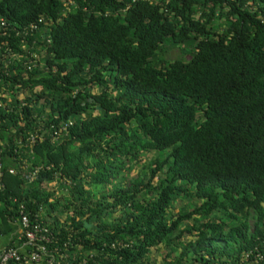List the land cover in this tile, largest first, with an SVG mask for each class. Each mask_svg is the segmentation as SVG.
<instances>
[{"label": "trees", "instance_id": "obj_1", "mask_svg": "<svg viewBox=\"0 0 264 264\" xmlns=\"http://www.w3.org/2000/svg\"><path fill=\"white\" fill-rule=\"evenodd\" d=\"M0 21V251L24 206L61 264H264V0H0Z\"/></svg>", "mask_w": 264, "mask_h": 264}, {"label": "built area", "instance_id": "obj_2", "mask_svg": "<svg viewBox=\"0 0 264 264\" xmlns=\"http://www.w3.org/2000/svg\"><path fill=\"white\" fill-rule=\"evenodd\" d=\"M0 26L4 27L5 23L0 21ZM34 27H32V30ZM28 142L33 145L35 138L32 137ZM40 168H35L29 173L27 179L29 182H33L38 177L40 173ZM9 174L16 175L14 170H9ZM3 166L0 159V180L3 178ZM21 236L20 239H24V243L20 248L4 249L0 251V264H61L53 255L49 254L46 247V243H50V239L41 235L46 230H43L39 226L33 229L30 226V221L28 216L24 213V206L21 207ZM28 249V250H25ZM259 260L256 259L255 264H258Z\"/></svg>", "mask_w": 264, "mask_h": 264}, {"label": "rangeland", "instance_id": "obj_3", "mask_svg": "<svg viewBox=\"0 0 264 264\" xmlns=\"http://www.w3.org/2000/svg\"><path fill=\"white\" fill-rule=\"evenodd\" d=\"M179 55V52L178 51H174V52H172V53H170V58H174L175 59V57L176 56H178ZM181 59H183V60H187L188 58H181Z\"/></svg>", "mask_w": 264, "mask_h": 264}]
</instances>
